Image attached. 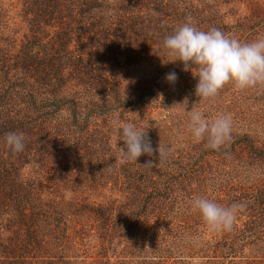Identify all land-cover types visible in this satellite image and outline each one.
Segmentation results:
<instances>
[{
  "label": "trees",
  "instance_id": "trees-1",
  "mask_svg": "<svg viewBox=\"0 0 264 264\" xmlns=\"http://www.w3.org/2000/svg\"><path fill=\"white\" fill-rule=\"evenodd\" d=\"M186 22L247 43L264 0H0V264H264V84L196 96L163 47ZM190 111L230 115V140ZM114 120L164 154L124 161ZM198 197L243 207L213 230Z\"/></svg>",
  "mask_w": 264,
  "mask_h": 264
},
{
  "label": "clouds",
  "instance_id": "clouds-1",
  "mask_svg": "<svg viewBox=\"0 0 264 264\" xmlns=\"http://www.w3.org/2000/svg\"><path fill=\"white\" fill-rule=\"evenodd\" d=\"M163 47L176 57L175 61L183 63L184 70L193 72V68L196 69V75L193 74L197 78L195 95L199 98L215 97L229 82L240 89L264 84V37L244 43L217 28L205 31L186 22L164 39ZM165 79L174 83L178 76L169 72ZM112 124L123 141L124 161L137 162L142 155L152 156L154 152L164 154L159 146L154 149L146 133L133 124L120 127L116 120ZM187 129L197 141L206 139L207 147L218 150L231 138L232 118L219 115L209 121L200 111H190ZM5 144L13 154L25 148L23 135L14 132L5 136ZM192 207L211 229L230 230L236 209L243 205L224 207L211 199L198 197L193 200Z\"/></svg>",
  "mask_w": 264,
  "mask_h": 264
},
{
  "label": "rangeland",
  "instance_id": "rangeland-1",
  "mask_svg": "<svg viewBox=\"0 0 264 264\" xmlns=\"http://www.w3.org/2000/svg\"><path fill=\"white\" fill-rule=\"evenodd\" d=\"M114 73V75H118V71H115V72H113Z\"/></svg>",
  "mask_w": 264,
  "mask_h": 264
}]
</instances>
